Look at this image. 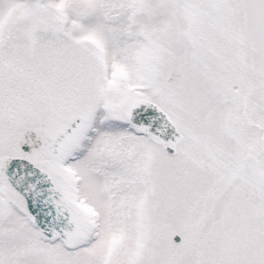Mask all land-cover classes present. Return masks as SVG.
Here are the masks:
<instances>
[{
	"label": "snow or ice",
	"instance_id": "1",
	"mask_svg": "<svg viewBox=\"0 0 264 264\" xmlns=\"http://www.w3.org/2000/svg\"><path fill=\"white\" fill-rule=\"evenodd\" d=\"M0 264H264V0H0Z\"/></svg>",
	"mask_w": 264,
	"mask_h": 264
}]
</instances>
